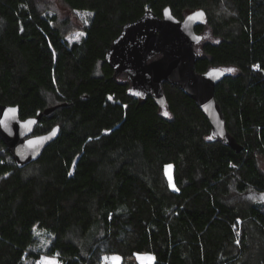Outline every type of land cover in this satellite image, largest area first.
<instances>
[{
	"label": "trees",
	"instance_id": "obj_1",
	"mask_svg": "<svg viewBox=\"0 0 264 264\" xmlns=\"http://www.w3.org/2000/svg\"><path fill=\"white\" fill-rule=\"evenodd\" d=\"M63 1L88 15L79 41L41 0H0V103L22 119L56 106L34 134L61 127L24 168L0 139V264H264V0ZM167 6L206 11L196 71L227 70L215 96L241 150L178 85L162 106L107 63L124 24Z\"/></svg>",
	"mask_w": 264,
	"mask_h": 264
},
{
	"label": "water",
	"instance_id": "obj_2",
	"mask_svg": "<svg viewBox=\"0 0 264 264\" xmlns=\"http://www.w3.org/2000/svg\"><path fill=\"white\" fill-rule=\"evenodd\" d=\"M206 18L204 9L195 10L183 19L176 17L170 6L164 8L163 16L149 9L122 26L106 52V61L117 75L127 74L131 81L128 92L134 97L145 98L152 93L163 106L167 103L163 82L178 85L209 119L211 137L241 150L242 146L227 129L222 106L215 96L216 86L226 77L227 70L212 67L204 73L196 71L199 53L195 46L203 40L196 28ZM56 108L39 110L35 116L22 119L19 105L0 103V139L19 168L37 161L60 135V125L34 134L43 115Z\"/></svg>",
	"mask_w": 264,
	"mask_h": 264
},
{
	"label": "rangeland",
	"instance_id": "obj_3",
	"mask_svg": "<svg viewBox=\"0 0 264 264\" xmlns=\"http://www.w3.org/2000/svg\"><path fill=\"white\" fill-rule=\"evenodd\" d=\"M41 5L47 11L55 13L57 16L56 24L62 29L64 35L70 41H79L85 35V27L88 23V15L84 12H77L72 10L63 0H41ZM1 149V146H0ZM166 174L168 180L172 184V168L168 167L166 170ZM258 199L264 201V196L257 195ZM248 198L244 195H237L234 193L232 197H230V201H245ZM43 242H45L44 235L41 236ZM49 259L55 261V264H59L57 258L55 256H44L41 260L43 262L45 259ZM136 258L140 264H153L155 261V257L152 253H138ZM109 259L112 264H121L122 259L119 255H112ZM42 264V263H41Z\"/></svg>",
	"mask_w": 264,
	"mask_h": 264
},
{
	"label": "snow or ice",
	"instance_id": "obj_4",
	"mask_svg": "<svg viewBox=\"0 0 264 264\" xmlns=\"http://www.w3.org/2000/svg\"><path fill=\"white\" fill-rule=\"evenodd\" d=\"M90 15V14H89ZM12 111H14V110H12ZM165 114H167V113H165ZM42 264H55V261H52V260H49V259H45L43 262H42Z\"/></svg>",
	"mask_w": 264,
	"mask_h": 264
},
{
	"label": "built area",
	"instance_id": "obj_5",
	"mask_svg": "<svg viewBox=\"0 0 264 264\" xmlns=\"http://www.w3.org/2000/svg\"><path fill=\"white\" fill-rule=\"evenodd\" d=\"M104 264H112L110 260H106Z\"/></svg>",
	"mask_w": 264,
	"mask_h": 264
}]
</instances>
